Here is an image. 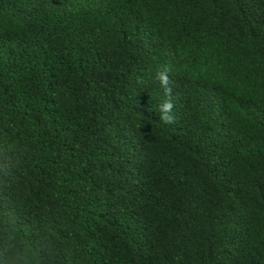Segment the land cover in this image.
<instances>
[{"label": "trees", "instance_id": "1", "mask_svg": "<svg viewBox=\"0 0 264 264\" xmlns=\"http://www.w3.org/2000/svg\"><path fill=\"white\" fill-rule=\"evenodd\" d=\"M0 264H264V0H0Z\"/></svg>", "mask_w": 264, "mask_h": 264}, {"label": "clouds", "instance_id": "2", "mask_svg": "<svg viewBox=\"0 0 264 264\" xmlns=\"http://www.w3.org/2000/svg\"><path fill=\"white\" fill-rule=\"evenodd\" d=\"M156 79L164 90L165 95L168 97L159 105V120L165 125H170L175 122V117L171 114L174 104L171 100L172 80L169 75V69L164 68L163 70L158 71Z\"/></svg>", "mask_w": 264, "mask_h": 264}]
</instances>
